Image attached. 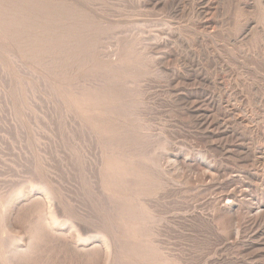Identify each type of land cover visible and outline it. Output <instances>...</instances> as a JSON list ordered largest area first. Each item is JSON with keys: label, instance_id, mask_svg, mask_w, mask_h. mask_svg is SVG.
Segmentation results:
<instances>
[{"label": "rangeland", "instance_id": "1", "mask_svg": "<svg viewBox=\"0 0 264 264\" xmlns=\"http://www.w3.org/2000/svg\"><path fill=\"white\" fill-rule=\"evenodd\" d=\"M19 1L22 2L18 0L14 3L12 0L16 6L15 9L10 0H0V8L5 9L6 14L10 12L11 7L13 9L10 12L11 15H17L19 12L21 14V16L20 14L14 17L10 14L7 16L2 14L4 12L0 9V17L5 16L2 21L10 22H7L9 24H6L7 27L16 19L19 22L16 21L9 27L10 29L4 26L5 31L1 30L4 23L0 25L2 31L0 33L2 41H0V264H264L263 259L255 257L258 248L250 254L243 253L242 243L229 244L231 246H226L227 248L223 244V239L225 238V242L229 237L231 225L236 220L240 224L243 223L246 217V206L252 199L259 201L260 194H257L251 186L253 190L251 200L247 197L243 198L244 196L236 197L237 216H234L235 212L232 215H225L226 212L216 205L217 199L222 194L221 190L225 189L226 185L237 184L243 189L248 184L244 178L237 179V171L235 173L237 168L233 158L216 155L210 141L202 134L203 131L197 124L200 117L196 114V109L191 108L192 102L196 101L201 94L205 93L204 98H206L208 91L206 84L210 83L208 82L210 80L214 83L213 88H216L215 96L232 99L231 101L227 99V103L230 104L236 100L233 90L237 71L243 74L241 77L244 81L250 80V77H247V63H245L249 60L246 61L245 53L252 50L250 43L253 42L244 39L233 43V40H230L234 33L231 18H234L235 14L230 0H209L213 6L209 5L210 10L206 15L199 12L200 0H177L178 2L172 0H162V2L161 0H151V2L150 0H24L22 6ZM209 1L208 4H210ZM60 2L64 5H60ZM258 2L261 3V1L256 0L259 9L257 8L255 13L258 11L259 14L254 12V15L250 14L257 26L264 24V8L261 6L264 3L259 5ZM174 5L178 6L174 7ZM215 7L216 10H214ZM21 17L22 21H20ZM57 20H60L59 24ZM200 21L206 22L205 26H200ZM63 22L71 23V25H64ZM44 27L49 29L52 37L47 36L49 31ZM57 27L60 30L63 28V35ZM7 29L8 31L16 30L17 33L12 31L14 35H11ZM55 31H58L60 36ZM260 31H264L263 25L259 26ZM32 33L36 34L37 40L38 37H43L45 41L43 39V43L41 39V42L36 41ZM66 34L70 35L67 38L68 41L71 38L70 42L64 39ZM7 36L16 39L11 37L14 40L12 41ZM56 36L59 37L57 38L59 41L55 38ZM71 36L77 45L76 49ZM53 37L59 46L54 47L56 42ZM45 38L48 42L50 41L49 43L54 42L53 47L47 45ZM61 38L66 43L62 42ZM15 40H18L17 46L14 45ZM32 41L36 43L33 44ZM44 43L50 49H44ZM36 44L42 47L39 49ZM60 44L61 47H68V49L63 48L66 52L60 51ZM9 45L15 56L10 48L11 52L5 51L6 48L8 50ZM18 45L19 52L15 53L17 48L15 50L13 47ZM57 47H60L58 51L55 50L58 49ZM70 48L73 52L72 49L69 50ZM52 50L56 51L55 54ZM59 51L62 56L65 55L63 59L61 58L62 62L58 60V63H52L51 60L56 58L54 55ZM62 52L65 53L62 54ZM42 53L44 56L40 55ZM45 55L51 58L48 59ZM57 55H59L57 58L62 57L60 53ZM238 56L239 60L241 58V63H244L242 65L244 70L241 72L235 65L237 61L235 59H238ZM39 57L41 59L44 57L45 62H48H43L44 60ZM64 59H66L65 62H63ZM55 61L57 62V59ZM113 62L117 64V67ZM196 71L198 76L202 71L201 77L207 74L204 86L201 84L202 86L197 87L194 78ZM114 78L115 83H111ZM97 79L103 82L100 84ZM89 80L91 84L94 83L92 86ZM253 80L248 83L250 84L251 81L254 83ZM197 81L199 82L198 79ZM259 82L262 85L264 81ZM259 82L257 81L259 89L256 92L260 99L259 103L255 105L249 102L248 105L251 103V109L254 106L260 107L258 110L261 112L264 109V84L261 86ZM87 85L90 87H85ZM100 85H103V89ZM74 87L78 93L82 92V98H86L84 103L90 100V95H94V99L98 101L99 110L86 113L82 108L79 109ZM82 90L87 91L86 94ZM88 92L91 94L88 95ZM111 94L114 98L110 96ZM228 94L232 98H229L231 96ZM86 95L88 97H84ZM236 101H234L235 104L233 102V105H230L232 108L240 105L248 110L245 103ZM35 103H38L36 107ZM40 103H44L43 106ZM60 104H63L62 108L58 106ZM44 106L47 108V114ZM109 107L111 109H107ZM215 107L200 106V109L207 114L208 109H213L214 114L217 111L216 114L222 116L223 109L218 110V107ZM67 112L71 118L74 116L72 118L74 123L78 121L75 123L78 126H75L72 119L67 117ZM64 113L66 114L63 116ZM261 113L264 114V110ZM83 114L87 115L86 118ZM246 115L253 119V125L250 124V126H256L259 129L260 124L263 130L259 129V131H264V115L257 117L251 111H247ZM62 116L67 121H64ZM91 118H97V120L93 119L95 125L89 122ZM225 120L230 118L226 117ZM101 121L105 123L104 126H101L103 122L98 124ZM106 121L110 122L106 123ZM96 124L101 126H98L100 129H96ZM231 125L227 124V126ZM86 126H89V129ZM94 129L99 130V132L96 131L98 136ZM105 131L108 136L103 137L106 134ZM108 131L111 133L109 134ZM256 141L264 146L262 137H258ZM106 159H110L107 160L108 164ZM214 161H216L215 164ZM207 163L216 165L218 168L223 167L226 169L223 172L225 175H221V179L220 177L217 180L211 179L206 173ZM110 166L113 168L111 169ZM126 168L130 172H127ZM118 171L120 174L116 173ZM49 195L48 200L51 195L52 198L48 201ZM49 202H54L53 207L56 208L54 210L52 208L50 214L58 223L54 228L47 222L50 212L48 211ZM198 204L202 208L198 207ZM188 206L191 209H187ZM217 206L219 209H216ZM205 209H207L206 212ZM55 210L58 212L55 213ZM68 212L72 213V217ZM191 212H195L197 218L202 212L210 213L211 223L186 218L191 215ZM75 214L76 220L73 217ZM77 214L82 217H78ZM184 216L190 222L183 220ZM68 218L73 219L74 223ZM174 219L180 222L177 223ZM85 220L87 223L84 222ZM183 221L186 222L185 226L179 224ZM194 221L196 224L191 223ZM206 222L212 228L211 226L208 228ZM184 228H191L192 231L188 232V229L186 231ZM176 231L180 233L177 234ZM141 234L147 235L140 236ZM78 237L83 239V244H77ZM106 238L105 243H109L107 245L103 242Z\"/></svg>", "mask_w": 264, "mask_h": 264}, {"label": "bare ground", "instance_id": "2", "mask_svg": "<svg viewBox=\"0 0 264 264\" xmlns=\"http://www.w3.org/2000/svg\"><path fill=\"white\" fill-rule=\"evenodd\" d=\"M9 1V0H8ZM11 2H12V0H10ZM16 2V1H18V0H13V2ZM24 0H22V2H23ZM60 1V0H59ZM61 1H63V0H61ZM65 1V0H64ZM155 1V0H154ZM172 1H177V0H172ZM183 1H185V0H183ZM183 1H182V3H183ZM199 1V0H198ZM208 1L209 0H200V4H199V6H197V7H199V12H201V14H205L206 15V13L207 12H209V5H211L212 3H210V1H209V3L210 4H208ZM218 1V0H217ZM257 1H261V3L260 2H258V3H260L259 5H261V4H263L264 3V0H257ZM12 2V3H13ZM14 2V3H15ZM19 2H21V1H19ZM22 2H21V5L20 6H22V5H24V4H22ZM67 2H69L70 3V1H67ZM146 2V1H145ZM150 2H151V0H150ZM161 2H162V0H161ZM164 2V1H163ZM178 2V1H177ZM177 2H176V4H177ZM180 2V1H179ZM230 2L232 3V5H233V13H235L234 14V18H231V20H232V23H233V29H234V33L231 35V39L230 40H233V43H234V41H243L244 39L245 40H249V41H251V42H253V43H250V44H252V50H251V48H250V52H248V53H245L246 54V56H245V59H246V61H247V59L249 60L248 62H249V66H248V62H245V63H247L246 64V71H247V73H248V75L247 74H245V76L247 75V77L249 76L250 77V80H252V79H254L253 80V82L254 83H252V81H251V83L249 84L248 82L250 81H248L247 79H245V80H247V81H244V79H242V77H241V75H243V74H239V72L237 71V75H236V78H235V86H234V95H235V99L236 100H239V102L240 103H245V105H247V107H248V110L246 109V107H245V109H244V107H241L240 105L239 106H236L235 108H232L230 105H233L232 103L234 102V101H236V100H234V101H232V103L230 104V103H227V99H225L224 97V99L223 98H220L221 96H215V92H214V90L216 89L215 87L213 88V85H214V83H211L212 81L210 80V81H208V82H210V83H207L206 84V86H208L207 87V89H208V91H207V95H206V98H204V94L202 95L201 94V96L200 97H198L197 99H196V101H193L192 102V104H191V108L192 109H196V114H198L199 115V117H200V119L198 120V126L202 129V131H203V135H205L206 137H207V139L210 141V143H211V148L215 151V153H217L216 155L217 156H222V157H231V158H233V160H234V163L236 164V168H237V170L235 169V173H236V171H237V179H241V178H244V180H246L247 181V186H243L244 188L242 189V187L240 188L239 187V185H237V184H231L230 186H225L226 188L224 189V188H222V194L220 195V198H218V197H216V198H218L217 199V201H216V205H218V206H220L219 208H222L223 210V212L225 211L226 213H225V215L226 214H230V215H232L234 212H235V210H236V197H238V196H244L243 198H245V197H247V199H250L251 200V194H252V188H251V186L252 187H254V191L255 192H257V194H260V199H259V201H256V200H254V199H252L251 200V202H249L250 204L248 205V206H246L247 207V209H246V217H245V220L243 221V223L242 224H240V223H238V222H236L235 221V223H233L232 225H231V227L229 228V232H228V239H226V241L224 242V240H225V238L223 239L222 237V239H223V244H224V246L226 247V246H228V247H230L229 246V244H235V243H242V248H243V253L244 252H249L250 254H252V253H254L253 252V250L255 249V248H258V250H257V252H256V258H261V259H263V261H264V146L263 145H261L259 142L257 143V139H258V137H262L263 138V140H264V131H262L263 129V127L261 128L260 127V124H259V129H262L261 131H259V129L256 127V126H254V127H252V125H253V122H252V120H251V118H250V116H247L246 115V113H247V111H251L252 112V114L254 113V115H256L257 117H262L261 115H264V114H262L261 112H263V107H264V105H263V107H262V111L261 112H259V108H257L256 106H254V108H253V106H251L253 109H251L250 108V104L248 105V103L249 102H252L253 104H258L259 103V97H258V95H257V91H258V86H257V81L259 82L260 80H261V82L262 81H264V31L263 32H259V26H262L263 25V27H264V24H262V23H260V24H262V25H259V26H257V25H255V23H254V18H251L250 17V14H251V16L252 15H254V13H255V11L257 10V8L259 9V7H257V5L258 4H256V0H230ZM2 3H4V2H2ZM6 3V2H5ZM11 3V4H12ZM13 3V5L15 6V4ZM61 3V2H60ZM173 3V2H172ZM175 3V2H174ZM185 3V2H184ZM64 5V3L62 2L60 5ZM148 4V3H147ZM157 4V3H156ZM214 4V3H213ZM5 5V4H4ZM17 5H19V4H17ZM26 5V4H25ZM62 5V6H63ZM66 5H67V3H66ZM155 5V4H154ZM162 5V4H161ZM165 5V4H164ZM186 5V4H185ZM7 6H10L11 7V5L9 4H7ZM178 5H174V7H177ZM211 6H213V5H211ZM263 8H264V5H261ZM260 6V7H261ZM47 7V6H46ZM66 7V6H65ZM173 7V8H174ZM179 7H181V5L179 6ZM178 7V8H179ZM8 8V7H7ZM17 8H22V7H17ZM26 8V7H25ZM25 8H24V10H25ZM169 8V7H168ZM183 8H184V5H183ZM232 8V7H231ZM0 9H2L3 10V8H0ZM9 9V8H8ZM11 10H13L12 9V7L10 8ZM15 9H16V6H15ZM182 9V8H181ZM5 10V9H4ZM4 10H3V12H4ZM11 10H10V12H11ZM23 10V9H22ZM212 10V9H211ZM214 10H216V7L214 8ZM8 11V10H7ZM173 11H175V10H173ZM177 11V10H176ZM6 12V11H5ZM2 13V14H5V15H7V16H10L11 14H10V12H8V14H10V15H8V14H6V13ZM13 12V11H12ZM15 12V11H14ZM18 11L16 10V13H17ZM178 12V11H177ZM254 12V13H253ZM260 12V11H259ZM263 12H264V10H263ZM0 13H1V10H0ZM22 13V12H21ZM181 13V12H180ZM229 13H232V12H229ZM253 13V14H252ZM257 13H258V11H257ZM257 13H255V14H257ZM18 14H20V12L19 13H17V15H11L12 17H14V16H18ZM178 14V13H177ZM196 14V13H195ZM259 14V13H258ZM263 14V13H262ZM1 15V14H0ZM6 16V17H7ZM20 16H21V14H20ZM23 16V15H22ZM12 17H10V18H12ZM60 17V16H59ZM256 17V16H255ZM258 17V16H257ZM256 17V18H257ZM262 18H263V16H261ZM1 18V26L3 25L2 24V18H5V16L3 15V16H1L0 17ZM17 17H15V19H16ZM227 18H230V17H227ZM7 19V18H6ZM5 19V20H6ZM15 19H13V20H15ZM22 17H21V19H20V21H22ZM58 19H60V18H58ZM103 19V18H102ZM107 19V18H106ZM106 19H104V20H106ZM259 19H260V16H259ZM19 20V19H18ZM67 20V19H66ZM65 20V21H66ZM228 20V19H227ZM261 20V19H260ZM9 21H11V20H9ZM16 21H17V19H16ZM16 21H14V23L16 22ZM63 21V20H62ZM61 21V22H62ZM64 21V22H65ZM68 21V20H67ZM229 21V20H228ZM259 21V20H258ZM263 21V20H262ZM7 22H8V20H7ZM4 23V25L2 26V29L1 30H4L5 31V29H3V27L5 26V27H7L6 26V24H8V23H10V22H8V23ZM18 22V21H17ZM57 23L58 22H60V20L58 21H56ZM63 22V23H64ZM69 22V21H68ZM13 23V22H12ZM13 23V24H14ZM19 23V22H18ZM205 24H206V22H204ZM202 21H200V23H199V25L200 26H205V24H204ZM258 23V24H259ZM264 23V22H263ZM13 24H10V26H12ZM59 24V23H58ZM61 24V23H60ZM71 25V23H68V24H65L64 23V25ZM9 25V24H8ZM45 25V24H44ZM69 25V26H70ZM9 26V27H10ZM57 26V25H56ZM59 26H61V25H59ZM58 26V27H59ZM63 26V25H62ZM61 26V27H62ZM9 27H7L8 29H10ZM47 27H49V26H47ZM47 27H44V28H47ZM57 27V28H58ZM66 27V26H65ZM73 27V26H72ZM1 28V27H0ZM69 28V27H68ZM262 27H260V29H261ZM8 29H7V31H8ZM13 29H14V27H13ZM13 29H11L12 31H13ZM16 29H17V26H16ZM48 29V28H47ZM59 29V31L62 33V31H64L63 30V28H61L62 30H60V28H58ZM64 29H66V28H64ZM72 28H70V31H72L71 30ZM203 29V28H202ZM0 30V31H1ZM50 30H51V28H50ZM263 30V29H262ZM12 31H8V33L9 32H11V35L13 34L14 35V31H16V30H14L13 32ZM47 31V30H46ZM45 31V32H46ZM48 31H49V29H48ZM47 31V32H48ZM52 31V30H51ZM66 31V30H65ZM56 32V34L58 35V36H60V33H57L58 31H55ZM67 32V31H66ZM0 33H2V31L0 32ZM15 33H17V31L15 32ZM35 33V32H34ZM49 33V35H47V36H50V37H52L50 34V31L48 32ZM259 33H260V35H259ZM33 34V33H32ZM39 34H41V35H43L42 33H38V35ZM47 34V33H46ZM52 34H54V32L52 31ZM55 34V35H56ZM64 34V32L61 34V35H63ZM71 34H72V32H71ZM231 34V33H230ZM229 34V35H230ZM261 34H263V35H261ZM1 35V34H0ZM34 35V34H33ZM38 35H37V37H38ZM40 35V36H41ZM35 37V40L36 41H38V42H41L42 41V43L45 41L44 40V38L43 37H38V40L36 39V34L34 35ZM46 36V35H45ZM44 36V37H45ZM46 36V37H47ZM65 36V35H64ZM68 36L70 37V35H68V34H66V38H64L65 40L68 38ZM73 36V35H72ZM71 36V37H72ZM12 37V36H11ZM11 37L9 36H7V38H9V39H11ZM31 38L33 37L32 35L30 36ZM62 37V36H61ZM76 37V36H75ZM1 38H3V37H1ZM30 38V39H31ZM56 39L57 38H59V37H55ZM55 38L53 37V39H54V41H55ZM4 39V38H3ZM8 39V40H9ZM12 39H16L15 37H12ZM11 39V40H12ZM18 39V38H17ZM40 39H41V41H40ZM44 41H43V40ZM46 39V38H45ZM49 40L51 39V38H48ZM71 39V38H70ZM70 39H69V41H68V39H67V42H70ZM227 39H229V38H227ZM47 40V39H46ZM52 40V39H51ZM63 39L61 38V41H62ZM64 40V41H65ZM72 40H73V42H74V39H73V37H72ZM0 41H1V39H0ZM12 41H14V40H12ZM16 41H18V40H15V43H14V45L16 44ZM57 41H59V39H57ZM57 41H55L56 43V45L54 46V47H56L57 45L59 46V43L57 44ZM64 41H62V42H64ZM240 41V42H241ZM2 42V41H1ZM5 42V41H4ZM11 42V41H10ZM34 42L35 41H32V43L34 44ZM37 42V43H38ZM50 42V41H49ZM48 42V40H47V45H51V47H53V45H54V42L53 41H51L52 43H53V45H52V43H49ZM247 42V41H246ZM13 43V42H12ZM36 43V42H35ZM41 43V44H42ZM49 43V44H48ZM65 43H66V41H65ZM72 43V42H71ZM70 43V44H71ZM229 43V42H228ZM231 43V42H230ZM8 44V43H7ZM18 44H20L19 42H18ZM46 43H44V45H45ZM11 45V44H10ZM10 45L8 46V50H6L5 49V46L3 47L4 49H5V51H7V53L8 52H11L12 50H11V48H10ZM13 45V44H12ZM39 44H36V46H38ZM63 45H64V43H63ZM62 45V46H63ZM71 45H73V44H71ZM1 46H3V44H1ZM16 46H17V44H16ZM33 46V45H32ZM35 45H34V47H36ZM75 46H77L76 45V43L74 42V47ZM217 46V45H216ZM13 47V46H12ZM42 47V46H41ZM40 46H38L37 48H41ZM60 47H61V44H60ZM60 47L58 48V49H55V50H59L60 49ZM71 47H73V46H71ZM9 48H10V50H9ZM13 48H15V50H16V48H17V50L15 51V53L16 52H19V45H18V47H13ZM50 49V47L48 46H46L45 45V47H44V49ZM66 48V49H68V47H61V49H60V51H63L64 49ZM94 48H96V46L94 47ZM98 48V47H97ZM53 49V48H52ZM72 48H70L69 50H71ZM75 49H76V47H75ZM75 49H74V51H75ZM92 49V48H91ZM99 49V48H98ZM53 51L52 50V53L54 52V54H55V52L56 51ZM68 50V51H69ZM88 50H90V49H88ZM94 50V49H93ZM209 50V49H208ZM222 50V49H221ZM58 52V53H60V55H61V52ZM65 51V50H64ZM96 51V50H95ZM205 51H207V50H205ZM210 51V50H209ZM13 52V51H12ZM39 53H41V51H38ZM43 52H44V50H43ZM45 52H48V50L46 51L45 50ZM49 52H51V51H49ZM66 52V51H65ZM65 52H62V54L63 53H65ZM71 52V51H70ZM69 52V53H70ZM72 52H73V49H72ZM98 53L100 52V51H97ZM247 52V51H246ZM57 53V54H58ZM69 53H68V55H69ZM89 53H90V51H89ZM215 53V52H214ZM11 54V53H10ZM13 54H14V52H13ZM45 54V53H44ZM50 54V53H49ZM54 55V57H56L54 60H56L57 59V62L55 61L54 62V60L52 59L51 60V62L52 63H58V60H61L60 62H62V59H63V57L65 56H62V57H58L57 58V56H59V55ZM71 54H73V53H71ZM224 54H226V52L224 53ZM19 56H20V53L18 54ZM40 55H42V56H44L43 55V53L42 54H40ZM47 55H48V53H47ZM47 55H45V56H47ZM52 56H53V54H51ZM67 55V54H66ZM68 55L66 56L67 58H68ZM115 55V54H114ZM170 55V54H169ZM175 55V54H174ZM208 55V54H207ZM227 55H228V53H227ZM239 55V54H238ZM11 56V55H10ZM13 56H15V54L13 55ZM17 56V55H16ZM18 56V57H19ZM70 56V55H69ZM118 56V55H117ZM173 56V55H172ZM192 56H195V55H192ZM230 56V55H229ZM41 57V56H40ZM39 57V58H40ZM48 57V59H49V57L51 58V56H47ZM113 57H115V56H113ZM237 57V56H236ZM44 57H42V59L41 60H44L43 59ZM53 58V57H52ZM60 58V59H59ZM62 58V59H61ZM66 58V59H67ZM116 58V57H115ZM114 58V59H115ZM120 58V57H119ZM171 58V57H170ZM232 58V57H231ZM17 59H19V58H17ZM66 59H64V61L63 62H65V60ZM113 59V60H114ZM169 59V58H168ZM220 59V58H219ZM243 59H244V57H243ZM244 59V60H245ZM109 60V59H108ZM116 60H117V58H116ZM120 60V59H119ZM167 60V59H166ZM207 60V59H206ZM210 60V59H209ZM212 60V59H211ZM214 60V59H213ZM212 60V61H213ZM227 60V59H226ZM231 60V59H230ZM237 60V61H236ZM240 60H241V58H240ZM239 60V56H238V59H235V65H236V67H237V69L239 68V71L241 72V71H243L244 70V68H243V64L241 63V61ZM14 61V60H13ZM17 61V60H16ZM68 61V59L66 60V62ZM223 61H224V59H223ZM17 62H19V61H17ZM43 62H45V60L43 61ZM46 62H48V61H46ZM45 62V63H46ZM110 62V61H109ZM116 62V61H115ZM115 62H113V64L115 63ZM168 62V61H167ZM171 62V61H170ZM243 62V61H242ZM14 63H15V61H14ZM112 63V62H111ZM118 63V62H117ZM216 63V62H215ZM62 64V63H61ZM121 64V63H120ZM167 64V66H168V63H166ZM170 64V63H169ZM17 66H18V64H16ZM59 65H60V63H59ZM72 65V64H71ZM75 65V64H74ZM111 65V64H110ZM115 66L117 65L116 63L114 64ZM216 65V64H215ZM214 65V66H215ZM73 66V65H72ZM226 66V65H225ZM20 67V66H19ZM75 67V66H74ZM117 67V66H116ZM170 67V66H169ZM172 67V66H171ZM245 67V66H244ZM75 68H77V66L75 67ZM115 68V67H114ZM225 68V67H224ZM241 68V69H240ZM26 69V68H25ZM24 69V70H25ZM227 69H229V68H227ZM194 70V69H193ZM201 70V69H200ZM224 70V69H223ZM195 71V70H194ZM245 71V72H246ZM200 72V71H199ZM202 72V71H201ZM200 72V73H201ZM197 73V71L195 72V76L198 74H196ZM200 73H199V76L197 75L196 77L194 76V78L196 79V82H197V87H199L201 84H203V83H205L206 82V75L207 74H205V78L204 77H201V75H200ZM243 73V72H242ZM116 74V73H115ZM191 74V73H190ZM185 75V74H184ZM116 76H117V74H116ZM174 76V75H173ZM186 76H188V75H186ZM209 76V75H208ZM244 76V77H245ZM217 77V76H216ZM233 77V76H232ZM248 77V78H249ZM126 78V77H125ZM128 78V77H127ZM190 78V77H189ZM193 78V77H192ZM208 78V77H207ZM218 78H220V77H218ZM252 78V79H251ZM129 79V78H128ZM172 79V78H171ZM170 79V80H171ZM191 79V78H190ZM197 79L199 80V82L197 81ZM212 79V78H211ZM231 79V78H230ZM92 80V79H91ZM91 80H89V82L91 81ZM116 79L114 78V80H112V82L111 83H113L114 81H115ZM124 80V79H123ZM213 80V79H212ZM97 81L101 84V82H103V81H99L98 79H97ZM183 81V80H182ZM189 81V80H188ZM193 82H194V80H192ZM222 81V80H221ZM88 82V83H89ZM93 82H96L95 80H93ZM97 82V83H98ZM117 82H118V80H117ZM132 82V81H131ZM178 82V81H177ZM192 82V84H194ZM224 82V81H223ZM233 82V81H232ZM115 83V82H114ZM130 83V82H129ZM173 83V82H172ZM91 86H92V84H94V83H92L91 84V82L89 83ZM103 84V83H102ZM122 84H123V82H122ZM210 84V85H209ZM259 84H260V82H259ZM263 84H264V82H263ZM263 84L261 85V86H263ZM90 85H87V86H85V87H90ZM99 84H97V86H98ZM124 85V84H123ZM130 85V84H129ZM219 85H220V83H219ZM227 85V84H226ZM260 85H259V87H260ZM76 86H77V84H76ZM80 86V85H79ZM78 86V87H79ZM82 86V85H81ZM80 86V87H81ZM100 86H102V89H103V85H100ZM190 86V85H189ZM202 86V85H201ZM203 86H204V84H203ZM205 86V87H206ZM212 86V87H211ZM222 86V85H221ZM225 86V85H224ZM84 87V88H85ZM88 87V88H89ZM95 87V86H94ZM99 87V86H98ZM172 87V86H171ZM191 87V86H190ZM193 87V86H192ZM231 87V86H230ZM75 88L76 87H74V91H75ZM83 88V87H82ZM97 88V87H96ZM100 88V87H99ZM184 88V87H183ZM233 88V87H232ZM87 89V88H86ZM203 89V88H202ZM205 89V88H204ZM206 89V90H207ZM224 89H225V87H224ZM263 89V88H262ZM73 90V89H72ZM77 90V89H76ZM88 90V89H87ZM92 90V89H91ZM97 89H95V91H96ZM99 90V89H98ZM101 90V89H100ZM188 90V89H187ZM228 90V89H227ZM79 91V90H78ZM83 91V90H82ZM93 91V90H92ZM107 91V90H106ZM202 91V90H201ZM204 91V90H203ZM216 91V90H215ZM230 91V90H229ZM76 93H77V97H76V100H78L77 102H78V104H79V106H78V108L79 109H83L86 113H94V112H97L98 110H99V107H98V101H96L95 99H94V95L93 96H91L90 94H91V92H88L87 94L88 95H90L89 97H90V100H88V101H86L85 103H84V101H85V99L86 98H82L83 97V94H82V92L81 93H78L77 91H75ZM84 92V91H83ZM85 92H87V91H85ZM84 92V93H85ZM99 91H97V93H98ZM104 92V91H103ZM108 92V91H107ZM261 92H263V90H261ZM93 93V92H92ZM111 93H112V91H111ZM197 93V92H196ZM219 93V92H218ZM222 93H224V92H222ZM229 93V92H228ZM231 93V92H230ZM246 93V94H245ZM264 93V92H263ZM262 93V94H263ZM73 94H74V92H73ZM86 94V93H85ZM84 94V95H85ZM95 94V93H94ZM102 94V93H101ZM105 94V93H104ZM110 94V93H109ZM112 94H114V93H112ZM110 95V96H113V98H114V95ZM191 94V93H190ZM227 94V93H226ZM259 95L261 94V93H258ZM99 95V94H98ZM217 95H220V94H217ZM229 96H231L230 94H228ZM75 96V95H74ZM96 96V95H95ZM101 96V95H100ZM105 96V95H104ZM107 96V95H106ZM105 96V97H106ZM226 96V95H225ZM228 96V97H229ZM84 97H88L87 95L86 96H84ZM91 97H93L92 99L93 100H91ZM103 97V96H102ZM196 97V96H195ZM64 98V97H63ZM96 98V97H95ZM97 98H100V97H97ZM110 98V97H109ZM112 98V97H111ZM229 98H232V96L231 97H229ZM233 98H234V96H233ZM261 98V97H260ZM264 98V97H263ZM59 99V98H58ZM57 99V100H58ZM74 99V98H73ZM72 100V99H71ZM107 100H109V99H107ZM185 100V99H184ZM229 101H231L232 99H228ZM262 100V99H261ZM56 101V100H55ZM60 101V100H59ZM101 101V100H100ZM228 101V102H229ZM54 102V101H53ZM61 102V101H60ZM66 102V101H65ZM76 102V103H77ZM237 102V101H236ZM55 103H58L59 104V102H55ZM62 103V102H61ZM68 103H69V101H68ZM113 103V102H112ZM247 103V104H246ZM261 103H263V102H261ZM14 104V103H13ZM38 104V103H37ZM36 103H35V107H36V105H37ZM41 104V103H40ZM44 104V103H43ZM43 104H41L42 106H43ZM234 104H235V102H234ZM239 104V103H238ZM41 105H38L39 107L41 106ZM51 105V104H50ZM63 105V104H62ZM61 104L60 105H58V106H62ZM65 105H67V102L65 103ZM70 105V104H69ZM72 105V104H71ZM113 105V104H112ZM185 105V104H184ZM189 106V105H188ZM200 106L203 108V107H207V108H210V107H218V110L221 108V109H223V115L221 116V115H217L216 113H217V111L215 112V114H214V112H213V109L212 110H209L208 109V114L206 113V112H204V111H202L201 109H200ZM223 106V107H222ZM53 108H55L54 106H52ZM66 107V106H65ZM215 107V108H216ZM43 108V107H42ZM44 108H46V106H44ZM52 108V109H53ZM57 109H58V107H56ZM62 108V107H61ZM69 108V107H68ZM76 108V107H75ZM114 108H115V106H114ZM188 108V107H187ZM51 109V108H50ZM77 109V108H76ZM75 109V110H76ZM107 109H111L110 107L109 108H107ZM116 109V108H115ZM190 109V108H189ZM118 110V109H117ZM43 111V110H42ZM41 111V112H42ZM63 111H64V109H63ZM70 111V110H69ZM78 111V110H77ZM82 111V110H81ZM106 111V110H105ZM119 111V110H118ZM57 112H59V110H57ZM80 112V111H79ZM195 112V111H194ZM43 114H44V112H42ZM53 113V112H52ZM51 113V114H52ZM60 113H62V112H60ZM59 113V114H60ZM70 113V112H69ZM108 113V112H107ZM113 113H115V112H113ZM46 114H47V108H46ZM49 114H50V111H49ZM66 113H64V114H62L63 116L65 115ZM75 114V113H74ZM78 114V113H77ZM117 114V113H116ZM218 114H219V112H218ZM251 114V113H250ZM67 115H68V112H67ZM76 115V114H75ZM79 115V114H78ZM82 115V113L80 114V116ZM84 115V114H83ZM94 115H96V114H94ZM44 116H45V114H44ZM50 116V115H49ZM62 116V117H63ZM72 116V115H71ZM85 116V115H84ZM87 116V115H86ZM86 116H85V118H86ZM88 116H90V115H88ZM101 116V115H100ZM117 116V115H116ZM253 116V115H252ZM256 116H254V117H256ZM59 117V116H58ZM68 118L70 117L69 115L67 116ZM77 117V116H76ZM91 117V116H90ZM93 117V116H92ZM96 117V116H95ZM98 117V116H97ZM226 117H229L230 118V120H225L226 119ZM65 117H63V119H64ZM72 118H74V116H72ZM71 117H70V119H72ZM85 118H84V120H85ZM102 118V117H101ZM100 118V120H102ZM115 118V117H114ZM117 118V117H116ZM120 118V117H119ZM59 119V118H58ZM62 119V118H61ZM80 119V118H79ZM82 119V118H81ZM92 119V118H91ZM93 119H96L97 120V118H93ZM93 119L91 120V121H89L90 123L92 122V124H94L95 122H93ZM99 119V118H98ZM120 119H122V118H120ZM66 119H64V121H65ZM77 120V119H76ZM75 120V121H76ZM83 120V119H82ZM89 120H90V118H89ZM108 120H109V118H108ZM262 120V119H261ZM67 121V120H66ZM113 121V120H112ZM111 121V122H112ZM70 122H71V120H70ZM72 122L74 123V121H73V119H72ZM72 122H71V126H72ZM78 122V121H77ZM77 122H75V123H77ZM81 122V121H80ZM86 122H87V119H86ZM86 122H84V123H86ZM89 122H87V123H89ZM103 121H101L100 123L98 122V124H101ZM108 122H110V121H108ZM107 121H106V123H108ZM120 122V121H119ZM123 122V121H122ZM262 122V121H261ZM75 123H74V125H75ZM104 123V122H103ZM113 123H115V121L113 122ZM260 123V122H259ZM79 124V123H78ZM82 124V123H81ZM98 124H96V127L94 126V128H96V129H100L98 126H100V125H98ZM110 124V123H109ZM120 124V123H119ZM227 124L228 125H230V124H232L231 126H227ZM250 124H252L251 126H250ZM257 124V123H256ZM264 124V123H263ZM263 124H261V126L263 125ZM89 125V124H88ZM95 125V124H94ZM105 125V123L103 124V125H101V126H104ZM108 125V124H107ZM255 125V124H254ZM258 125V124H257ZM75 126H78V125H75ZM82 126V125H81ZM90 126H92V125H90ZM100 126V127H101ZM109 126V125H108ZM74 127V126H73ZM87 127V126H86ZM113 127V126H112ZM118 127V126H117ZM121 127V126H120ZM79 128H81L80 126H79ZM103 128H105V127H103ZM103 128H102V130H103ZM84 129V128H83ZM82 129V130H83ZM87 129H89V126L87 127ZM107 129V128H106ZM91 130V129H90ZM90 130L88 131V132H90ZM105 130V129H104ZM112 130H113V128H112ZM114 130H115V127H114ZM113 130V131H114ZM118 130V129H117ZM116 130V131H117ZM121 130V129H120ZM94 131H95V129H94ZM96 131H98L99 132V130H96ZM96 131H95V133H96ZM109 131H111V130H109ZM108 131V132H109ZM113 131H111V132H113ZM119 131V130H118ZM117 131V132H118ZM197 131V130H196ZM98 132L96 133V135L98 134ZM101 132V131H100ZM103 132V131H102ZM111 132H109V134L111 133ZM85 133V132H84ZM105 133H106V131H105ZM104 133V134H105ZM114 133V132H113ZM93 133H91V135H92ZM201 134V135H202ZM87 135H89V133L87 134ZM90 135V136H91ZM99 135H101L100 133H99ZM108 136V134L106 133L105 135H103V137L104 136ZM89 136V137H90ZM93 136V135H92ZM91 136V137H92ZM98 136V135H97ZM102 137V136H101ZM100 138V137H99ZM199 139H200V137H199ZM206 139V140H207ZM261 139V138H260ZM260 139H259V141H260ZM262 140V139H261ZM205 142H207V141H205ZM209 143V142H208ZM264 143V142H263ZM205 147V146H204ZM209 147V146H208ZM209 149V148H208ZM213 151V152H214ZM212 152V151H211ZM213 154V153H212ZM201 156V155H200ZM212 157V156H211ZM214 158V157H213ZM107 160L108 159H106L105 161H106V163H107ZM110 160V159H109ZM108 160V161H109ZM175 160H177L176 159V157H175ZM206 160V159H205ZM113 161V159L111 160V162ZM119 161V160H118ZM218 161V160H217ZM226 161V160H225ZM231 161V160H230ZM215 162L216 161H214V164H215ZM219 162V161H218ZM218 162H217V164H218ZM221 162V161H220ZM219 162V163H220ZM115 163H116V161H115ZM222 163V162H221ZM108 164V163H107ZM111 165H112V163H110ZM187 164V163H186ZM189 164H191V163H189ZM211 164H212V162H211ZM235 164H233V165H235ZM114 165V164H113ZM117 165V164H116ZM177 165V164H176ZM115 166V165H114ZM187 166H189L188 164H187ZM206 166V173L211 177V179H218L221 175H223L224 173L223 172H225V170L226 169H223V167H219L218 168V166H213V165H209V163H207V165H205ZM221 166V165H220ZM232 166V165H231ZM195 167V166H194ZM204 167V166H203ZM110 168H111V166H110ZM113 168V167H112ZM111 168V169H112ZM115 168H116V166H115ZM121 168V167H120ZM188 168V167H187ZM189 168H190V166H189ZM230 168V167H229ZM123 169H125V168H123ZM127 169V168H126ZM234 169V168H233ZM116 170V169H115ZM128 170V169H127ZM127 170H125V171H127ZM204 170H205V168H204ZM100 171H103V170H100ZM135 171V170H134ZM115 172V171H114ZM127 172H130L129 170L127 171ZM133 172V171H132ZM35 173V172H34ZM117 174L119 173L120 174V172L118 171V172H116ZM38 174H40V173H38ZM104 174V173H103ZM188 174V173H187ZM231 174V173H230ZM41 175V174H40ZM39 175V176H40ZM109 175V174H108ZM131 175H133V173L131 174ZM225 175V174H224ZM229 175V174H228ZM227 175V176H228ZM36 176V175H35ZM115 176V175H114ZM119 176V175H118ZM184 176V175H183ZM188 176V175H187ZM186 176V177H187ZM232 176V175H231ZM37 177V176H36ZM43 177V176H42ZM229 177V176H228ZM40 178H41V176H40ZM109 178V177H108ZM204 178V177H203ZM225 178V177H224ZM231 178V177H230ZM229 178V179H230ZM46 179V178H45ZM128 179V178H127ZM220 179H221V177H220ZM110 180V179H109ZM117 180V179H116ZM129 180V179H128ZM105 181V180H104ZM107 181V180H106ZM206 181H208V180H206ZM241 181V180H240ZM42 182V181H41ZM222 182V181H221ZM227 182V181H226ZM40 183V182H39ZM49 183V182H48ZM106 183V182H105ZM109 183V182H108ZM46 184V183H45ZM215 184V183H214ZM218 184V183H217ZM40 185H42V183L40 184ZM120 185V184H119ZM115 186V185H114ZM44 187H46V186H44ZM215 187V186H214ZM224 187V186H223ZM217 188V187H216ZM221 188V187H220ZM49 189V188H48ZM101 189V188H100ZM223 189H224V191H223ZM46 191H47V188H46ZM49 192H51V191H49ZM54 192V191H53ZM102 193H103V191H102ZM47 194H48V191H47ZM51 194V193H50ZM53 194V193H52ZM256 193H254V195H255ZM253 195V196H254ZM54 196H55V192H54ZM110 196V195H109ZM116 196V195H115ZM219 196V195H218ZM50 197V195L47 197V200H48V198ZM51 198H52V195H51ZM51 198L49 199V200H51ZM117 198V197H116ZM239 198H241V197H239ZM20 199V198H19ZM211 199V198H210ZM48 200V201H49ZM212 200V199H211ZM22 201V200H21ZM238 201V200H237ZM57 202H58V199H57ZM185 202V201H184ZM213 202H214V200H213ZM54 203V202H53ZM53 203L52 202H49V209H48V211H50L49 212V216L47 217V222L49 223V225L51 226V227H56L57 226V220L55 219V217H53V215H51L50 216V214H51V211H52V208H53V210L54 209H56V208H54L53 207ZM55 203H56V201H55ZM174 203H176V202H174ZM177 204V203H176ZM188 204H190V203H188ZM202 204V203H201ZM212 205H213V203H212ZM55 206V205H54ZM190 206V205H189ZM188 206V207H189ZM200 205L198 204V207H199ZM205 206V205H204ZM218 206L216 207V209L218 208ZM11 207V206H10ZM65 207V206H64ZM193 207H195V206H193ZM192 207V208H193ZM201 207V206H200ZM16 208V207H15ZM57 208H59V207H57ZM187 208V207H186ZM185 208V209H186ZM197 208V207H196ZM202 208V207H201ZM218 208V209H219ZM237 208H238V206H237ZM64 209V208H63ZM177 209V208H176ZM187 209H191V207H189V208H187ZM187 209H186V211H187ZM194 209V208H193ZM199 209V208H198ZM208 209V208H207ZM207 209H205L204 211L206 212L207 211ZM58 210H61L60 208L58 209ZM65 210V209H64ZM69 210V209H68ZM72 210V209H71ZM196 210V209H195ZM203 210V209H202ZM210 210V209H209ZM15 211H16V209H15ZM56 211L57 210H55V213H56ZM179 211V210H178ZM181 211H184V210H181ZM189 211V210H188ZM197 211V210H196ZM217 211V210H216ZM220 211V210H219ZM58 212V211H57ZM62 212V211H61ZM60 212V213H61ZM176 212V211H175ZM198 212V211H197ZM208 212H210V211H208ZM212 212H213V210H212ZM63 213V212H62ZM70 212H68V214H69ZM75 213V212H74ZM77 213H78V211H77ZM174 213V212H173ZM182 214H183V212H181ZM180 213V214H181ZM185 214H186V212H184ZM199 213V212H198ZM197 213V214H198ZM238 213V212H237ZM71 214L72 213H70L69 215L71 216ZM79 214H80V212H79ZM176 214V213H175ZM179 214V213H178ZM177 214V215H178ZM189 214V213H188ZM191 214V215H190ZM189 215V217L187 216H184V219H183V217H182V219L183 220H187V219H185V217L186 218H190V219H198V222H200L199 221V219L200 220H203V221H209L210 223H211V220H210V218H211V214L210 213H200L199 214V217L197 218V215L195 214V212H191ZM224 214V213H223ZM13 215V214H12ZM57 215V214H56ZM63 215V214H62ZM80 215H83V214H80ZM79 215V216H80ZM216 215V214H215ZM221 215H222V213H221ZM238 215V214H237ZM236 215V212H235V215L234 216H237ZM77 216H78V214H77ZM78 216V217H79ZM84 216H85V214H84ZM83 216V217H84ZM173 216V215H172ZM176 216V215H175ZM181 216V215H180ZM193 216V217H192ZM228 216V215H227ZM59 217V214H58V216H57V218ZM62 218H66L67 216H65V217H63V216H61ZM72 217V216H71ZM74 217V219L76 220L77 218H75L76 217V214H75V216H73ZM80 217H82V216H80ZM179 217V216H178ZM86 218H88V217H86ZM90 218V217H89ZM180 218V217H179ZM179 218H177V220L179 219ZM213 218V217H212ZM12 219V218H11ZM60 219V218H59ZM80 219H82V218H80ZM91 219V218H90ZM182 219L180 220V221H182ZM189 219V220H190ZM238 219V218H237ZM68 220H70L69 218H68ZM73 220V219H72ZM72 220H70V221H72ZM172 220V219H171ZM175 221H176V219H174ZM89 221V220H88ZM173 221V220H172ZM180 221H178V222H180ZM188 221V220H187ZM196 221V220H195ZM195 221L194 222H191V223H195ZM73 222V221H72ZM84 222H86V220L84 221ZM91 223L93 222L92 220L90 221ZM177 222V221H176ZM175 222V223H176ZM177 222V223H178ZM183 222H185V221H183ZM183 222H181V223H179V224H184V226H185V224H186V222L185 223H183ZM188 222H190V221H188ZM187 222V223H188ZM197 222V223H198ZM240 222H241V220H240ZM74 223V222H73ZM76 223V222H75ZM81 223V222H80ZM80 223H79V225H80ZM83 223V222H82ZM87 223V222H86ZM85 223V224H86ZM97 223V222H96ZM205 223V222H204ZM207 223V222H206ZM232 223V222H231ZM3 224V223H2ZM84 224V223H83ZM82 224V225H83ZM93 224H95V223H93ZM98 224V223H97ZM174 224V223H173ZM196 224V223H195ZM71 225V224H70ZM73 225V224H72ZM77 225V224H76ZM175 225H177V224H175ZM191 225V224H190ZM200 225V224H199ZM208 225V226H207ZM207 227L209 228V226H211L210 224H208L207 223ZM213 225V224H212ZM84 226V225H83ZM82 226V227H83ZM96 226V225H95ZM102 226H103V224H102ZM178 226V225H177ZM181 225H179V227H180ZM192 226V225H191ZM190 226V227H191ZM203 227H204V225H202ZM201 226V227H202ZM77 227V226H76ZM81 227V228H82ZM88 227V226H87ZM97 227H99L98 225H97ZM178 227V228H179ZM187 227H188V225H187ZM193 227V226H192ZM196 227V226H195ZM201 227H200V229H201ZM78 228H80L79 226H78ZM107 228V227H106ZM139 228H141L140 230H143L142 229V227H139ZM176 228V227H175ZM174 228V229H175ZM199 228V227H198ZM211 228H212V226H211ZM86 229V228H85ZM99 229V228H98ZM101 229V228H100ZM99 229V230H100ZM103 229V228H102ZM181 230L183 229V228H180ZM186 229H188V228H184V230H186ZM195 229V228H194ZM193 229V230H194ZM204 229V228H203ZM139 230V229H138ZM178 230V229H177ZM189 230H191V228L190 229H188V232H189ZM210 230H212V229H210ZM80 231V230H79ZM78 231V232H79ZM87 231H88V228H87ZM103 231V230H102ZM105 231H109V230H105ZM187 231V230H186ZM192 231V230H191ZM197 231V230H196ZM208 231V230H207ZM215 231V230H214ZM179 232V231H178ZM195 232V231H194ZM200 232V231H199ZM97 233V232H96ZM176 233H177V231H176ZM180 233V232H179ZM179 233H177V234H179ZM183 232L181 231V236L183 235L182 234ZM187 233V232H186ZM226 233V232H225ZM81 234V233H80ZM110 234V233H109ZM175 234V233H174ZM213 234V233H212ZM10 235V234H9ZM142 235H144V234H141L140 236H142ZM145 235H147V234H145ZM144 235V236H145ZM218 235V234H217ZM83 236H85V235H83ZM177 237H179V236H177ZM12 238V237H11ZM175 238H176V236H175ZM113 239V238H112ZM220 239V238H219ZM96 240H98V239H96ZM104 240H106V241H104ZM111 240V239H110ZM139 240V239H138ZM130 241V240H129ZM141 241V240H140ZM83 239H81L80 237H78L77 238V244H83ZM103 242L105 243V242H107V238L106 239H103ZM103 242H102V245H103ZM109 242V241H108ZM112 242V241H111ZM142 242V241H141ZM144 242H146V241H144ZM113 243H114V241H113ZM113 243H112V245H113ZM131 243V242H130ZM222 243V242H221ZM106 244V243H105ZM107 244H109V243H107ZM106 244V245H107ZM228 244V245H227ZM110 245H111V243H110ZM77 246V245H76ZM85 246V245H84ZM84 246L82 247V246H80V247H82V248H84ZM223 246V245H222ZM103 247V246H102ZM107 247V246H106ZM105 247V248H106ZM108 247H109V245H108ZM107 247V248H108ZM140 247H142V246H140ZM87 248V247H86ZM227 248V247H226ZM226 248H223L224 250L226 249ZM103 249V248H102ZM221 249V248H220ZM108 250V249H107ZM112 250V249H111ZM224 250H223V252H224ZM104 251V250H103ZM229 251V250H228ZM227 251V252H228ZM256 251V250H255ZM220 252V251H219ZM9 253V252H8ZM113 253V252H112ZM242 253V252H241ZM105 254V253H104ZM112 255V254H111ZM225 255V254H224ZM223 255V256H224ZM221 256V255H220ZM219 256V257H220ZM230 256V255H229ZM218 257V258H219ZM243 257V256H242ZM251 257V256H250ZM253 257H254V255H253ZM228 258V257H227ZM241 258V257H240ZM248 258V257H247ZM8 259V258H7ZM251 259V258H250ZM243 260V259H242ZM252 260V259H251ZM241 261V260H240ZM259 261V260H258ZM261 261V260H260ZM234 263V262H233Z\"/></svg>", "mask_w": 264, "mask_h": 264}]
</instances>
